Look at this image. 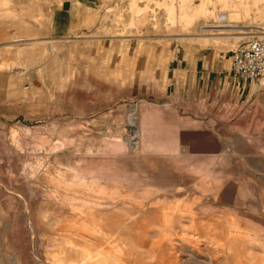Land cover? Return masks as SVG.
Here are the masks:
<instances>
[{
    "label": "rangeland",
    "instance_id": "374dc122",
    "mask_svg": "<svg viewBox=\"0 0 264 264\" xmlns=\"http://www.w3.org/2000/svg\"><path fill=\"white\" fill-rule=\"evenodd\" d=\"M69 2L0 0V264H264V90L166 78L230 68L264 0H104L53 37Z\"/></svg>",
    "mask_w": 264,
    "mask_h": 264
},
{
    "label": "crops",
    "instance_id": "0c3cea01",
    "mask_svg": "<svg viewBox=\"0 0 264 264\" xmlns=\"http://www.w3.org/2000/svg\"><path fill=\"white\" fill-rule=\"evenodd\" d=\"M104 5V0H70L65 23L61 24L64 27H60V31L58 30L59 27H57L55 33L51 31V36L64 37L66 35L70 36L75 32H90L96 29L100 23L101 11ZM200 55L194 57L190 53L185 52V50L183 52L179 49L176 55L168 62L166 68L167 85H175L177 74L180 71H186L189 72V79L192 80L194 75L199 85L209 87L212 82L215 85L226 83L227 85L234 84L239 91L241 90L242 83L238 82L239 77H235L231 73V65L229 68L226 56L209 51L202 52ZM229 61H231V56ZM243 88L244 92L245 86Z\"/></svg>",
    "mask_w": 264,
    "mask_h": 264
},
{
    "label": "built area",
    "instance_id": "2783aa9c",
    "mask_svg": "<svg viewBox=\"0 0 264 264\" xmlns=\"http://www.w3.org/2000/svg\"><path fill=\"white\" fill-rule=\"evenodd\" d=\"M231 73L264 90V33L253 31L231 51Z\"/></svg>",
    "mask_w": 264,
    "mask_h": 264
},
{
    "label": "bare ground",
    "instance_id": "6f19581e",
    "mask_svg": "<svg viewBox=\"0 0 264 264\" xmlns=\"http://www.w3.org/2000/svg\"><path fill=\"white\" fill-rule=\"evenodd\" d=\"M216 23V22H215ZM222 23V22H221ZM221 23H218L217 22V24H215V26H211L210 28H213V29H210L208 26H203V28H202V30L203 31H205V30H208V29H210V30H212V31H222V30H224L225 28L224 27H226V25H224V24H221ZM214 28H217V29H214ZM253 31H244V34H249V33H252ZM215 37H217V36H215ZM218 38V37H217ZM245 38V37H244ZM21 40H16L15 42H14V44H18L19 42H20ZM23 41V40H22ZM27 42L26 41H24V43L23 42H21V43H19V45H23V44H26Z\"/></svg>",
    "mask_w": 264,
    "mask_h": 264
}]
</instances>
